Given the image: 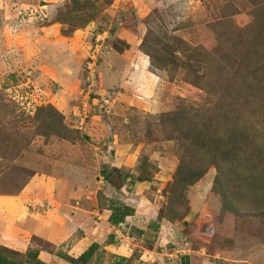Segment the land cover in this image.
Returning <instances> with one entry per match:
<instances>
[{
	"label": "rangeland",
	"instance_id": "obj_1",
	"mask_svg": "<svg viewBox=\"0 0 264 264\" xmlns=\"http://www.w3.org/2000/svg\"><path fill=\"white\" fill-rule=\"evenodd\" d=\"M127 50L161 83L131 107L104 67ZM56 182L84 185L89 236L117 232L92 264H264V0H0V195L37 189L29 214L62 225ZM114 205L135 217L112 226Z\"/></svg>",
	"mask_w": 264,
	"mask_h": 264
},
{
	"label": "crops",
	"instance_id": "obj_2",
	"mask_svg": "<svg viewBox=\"0 0 264 264\" xmlns=\"http://www.w3.org/2000/svg\"><path fill=\"white\" fill-rule=\"evenodd\" d=\"M111 63H112L111 67L110 64L108 65L105 64L104 67H108L109 72L112 76L121 78L120 85L123 89V92L120 93V95L126 96L127 99H129L128 105L130 107L132 103L135 101L143 100L146 102V100L148 101L153 100L158 96L159 86L161 85L159 76L151 70V66H149L150 64H148V62L146 61V55H141V54L134 55L133 50H127L124 51L123 53H113V55L111 56ZM116 73L118 74V76H116ZM105 74L106 71L103 73V75ZM130 84H131L130 88H124L126 87V85H130ZM141 95L143 96V98L140 97ZM137 105H141V102L139 101ZM74 178L76 179V176ZM59 183L60 182H56V188H55V192H57L56 200L64 201L66 198L67 200L69 199L68 200L69 208H67V210L65 209L66 217L67 219L68 218L69 219L66 221V223H63L62 225L59 224V222H57L55 226H47L46 224L47 220H45V217H38L34 213L29 214V210H27L25 206L28 204L26 202H28L29 200L24 199V196L25 194L28 193L27 191H32V193L27 194V196L28 195H31L32 197L37 196V189L29 188V187L25 188L18 197L0 195V220L2 218L1 215H3L2 211H4L7 219L5 218L2 219L5 220V223L8 220L10 221V224H12V226L8 227V229L7 228L5 229L6 230L4 234L5 236H3V239H7L8 243L0 244L1 246L25 253L29 250V245L31 242L30 240L31 236H29V234L30 235L34 234L43 238L44 240L45 239L49 240L50 242H52V244H54L57 247L63 246V249L65 248L64 249L65 253L77 259L86 250H88V248L94 243L100 245V250L103 249L106 250L112 247L113 246L112 244H116L115 241L120 242L118 236L115 237L112 236L113 234H117V232H114L112 234L109 232L107 236H103V238L106 237L105 239L96 238V236H94L93 234L89 236L88 229L86 230L84 228V222L82 220L79 221L78 219L80 217L79 212H77L76 209L72 207V203H74L72 202V200H74L76 197L81 198L85 196L83 194V188H82L84 185H81L79 187L76 184L75 185L68 184L66 192H63V188L59 189V185H60ZM141 183L146 184V181ZM87 185H91V184L88 183ZM40 187L39 189L42 191V188ZM44 193H46L45 189H44ZM42 195L43 194H40L39 196ZM111 212L112 211L110 209L109 210L105 209L104 211H100L99 215L100 216L107 215L106 217L108 218L111 216L112 214ZM12 215H14V218L12 217ZM87 215L89 216V214ZM91 215L94 218V220L98 221L96 215L94 216L93 213H91ZM133 217L135 216H130L128 217V219L132 220ZM87 222L89 221L85 220V223ZM5 223H3V225H5ZM3 225L1 222L0 229L1 227H3ZM18 226L19 228L17 229ZM78 231L82 232V235ZM93 232L95 233L94 229ZM6 236H9V238L11 239L8 240ZM109 238L110 240H108ZM123 243H125V241ZM117 248L119 250L121 247H117ZM39 259L46 264H63L60 263L61 259H58V257L55 254H51L50 252L42 251L39 255ZM65 262L68 261L65 260ZM67 264H72V263L68 262ZM88 264H92V262Z\"/></svg>",
	"mask_w": 264,
	"mask_h": 264
},
{
	"label": "trees",
	"instance_id": "obj_3",
	"mask_svg": "<svg viewBox=\"0 0 264 264\" xmlns=\"http://www.w3.org/2000/svg\"><path fill=\"white\" fill-rule=\"evenodd\" d=\"M48 110L50 111H54V108L52 107H41L38 108L37 112H36V116L39 118L40 116L43 118L44 116H47L46 118L53 120L54 124H56L57 126H59V128H64V123H63V117L58 113L59 118L56 115H51L48 112ZM61 122H60V121ZM60 123V124H59ZM61 126V127H60ZM58 128V129H59ZM106 175V172H104ZM181 175H184L183 181L184 184L188 185V184H193L195 183L198 179H200V177L202 176V172H195V171H189L187 172L186 170H180ZM129 177V176H128ZM106 179L109 180L110 176L106 175ZM181 179V178H180ZM138 182H149V179L147 178H143V177H139L137 179ZM112 211V216L110 217L109 222L112 225H116L119 226L122 223L125 222L126 218L129 216H133L135 211L133 208H131L130 206H112L111 209ZM137 230V229H134ZM138 233L140 234H144V232L138 230ZM38 239V238H37ZM100 250V245L97 243L92 244L88 250H86L81 256H79V258L75 259V258H71L70 256H68L67 254H64L63 252H53V251H49L51 254H55L57 257H60L72 264H88L90 262L93 261L94 257H96L97 253ZM41 253V250L39 248H31L27 253H22L7 247H2L0 248V264H46L44 262H42L39 259V255ZM124 261L126 260V258H122ZM189 261H184V264H188Z\"/></svg>",
	"mask_w": 264,
	"mask_h": 264
},
{
	"label": "built area",
	"instance_id": "obj_4",
	"mask_svg": "<svg viewBox=\"0 0 264 264\" xmlns=\"http://www.w3.org/2000/svg\"><path fill=\"white\" fill-rule=\"evenodd\" d=\"M94 58V57H93ZM93 61H95V60H93ZM93 61H92V64H93ZM94 73V72H93ZM93 73H91V75H93Z\"/></svg>",
	"mask_w": 264,
	"mask_h": 264
}]
</instances>
